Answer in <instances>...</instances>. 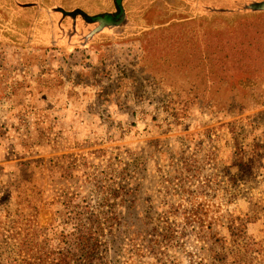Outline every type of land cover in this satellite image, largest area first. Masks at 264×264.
<instances>
[{
    "label": "rangeland",
    "instance_id": "obj_1",
    "mask_svg": "<svg viewBox=\"0 0 264 264\" xmlns=\"http://www.w3.org/2000/svg\"><path fill=\"white\" fill-rule=\"evenodd\" d=\"M263 10L0 0V264H264Z\"/></svg>",
    "mask_w": 264,
    "mask_h": 264
},
{
    "label": "trees",
    "instance_id": "obj_2",
    "mask_svg": "<svg viewBox=\"0 0 264 264\" xmlns=\"http://www.w3.org/2000/svg\"><path fill=\"white\" fill-rule=\"evenodd\" d=\"M259 70H260L259 65H251L250 74L245 75L244 78H239L235 82H231V88L232 89H240L241 87H243L245 89L253 91V89L255 88V86L257 84H256V81L254 80V78L252 77V75L256 74ZM217 102H218V99L212 100V104L214 106L216 105ZM12 181H13L14 187L15 186L18 187L19 185H20L19 187H21L24 184V182L19 181L18 178H16V177L13 178ZM23 196H24V192L22 193V197ZM110 215H111V212H107V217ZM115 227L116 226L113 225V226H110V228L109 227H107V228L110 229L109 231L111 233ZM86 243L80 242V241L77 242L78 248L81 250V252H83V262H84L83 264H112L110 261L114 258L112 256L115 254H113V255L108 254V251L100 245L96 246L95 244H91V243L86 244ZM159 243H160V241H159ZM125 255L121 258V261L124 259ZM151 255L152 254L143 255L141 257V259H150ZM135 258H137V257H135ZM137 259L140 261V258H137ZM121 261H120V263H118V262L117 263L121 264Z\"/></svg>",
    "mask_w": 264,
    "mask_h": 264
},
{
    "label": "water",
    "instance_id": "obj_3",
    "mask_svg": "<svg viewBox=\"0 0 264 264\" xmlns=\"http://www.w3.org/2000/svg\"><path fill=\"white\" fill-rule=\"evenodd\" d=\"M102 18H104V17H102Z\"/></svg>",
    "mask_w": 264,
    "mask_h": 264
}]
</instances>
